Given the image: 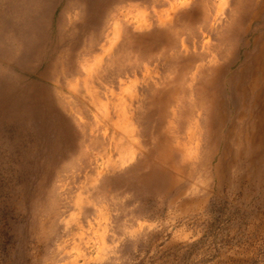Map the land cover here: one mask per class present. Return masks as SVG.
<instances>
[{
  "label": "rangeland",
  "instance_id": "obj_1",
  "mask_svg": "<svg viewBox=\"0 0 264 264\" xmlns=\"http://www.w3.org/2000/svg\"><path fill=\"white\" fill-rule=\"evenodd\" d=\"M236 2L0 0V264H264V127L224 140L264 0ZM212 77L196 154L166 94Z\"/></svg>",
  "mask_w": 264,
  "mask_h": 264
},
{
  "label": "bare ground",
  "instance_id": "obj_2",
  "mask_svg": "<svg viewBox=\"0 0 264 264\" xmlns=\"http://www.w3.org/2000/svg\"><path fill=\"white\" fill-rule=\"evenodd\" d=\"M260 1L261 0H259V3H260ZM244 3H245L246 9L251 8L252 0H237L236 6H238V7L240 5L244 6ZM239 16H240V14H239ZM261 19L264 22V15L261 18V14H259L258 12L255 14L251 13V17H250L251 22H254L255 20H261ZM243 22H245V21H243ZM263 27H264V25H263ZM239 32L240 31L233 33L235 35V40H236L237 36H239L238 35ZM244 33L245 34L248 33L247 27H245L243 29V34ZM246 55H247L246 56V62L244 64L243 68L240 71L236 72L234 75H232L230 77V79L228 80L229 85L231 86V89L234 91V93L236 92V89L239 86L241 87L240 88L241 92H239V95H238L240 97L238 98V101H237L238 107H237L236 114H235V117L233 120V124L230 125L231 126L230 129H229L228 133L225 135L224 140L226 141V145L230 141H233V140L237 143H240V144L242 142H244V144H246V145L252 144L253 141H255V139H256L255 132L257 133V135H259L261 129L264 127V102H263L264 101V36L255 41L253 50L249 54H246ZM201 70H202V68L199 69L198 74H199V72H201ZM209 71H210V73L213 74V73L217 72V69L213 68V69H210ZM218 71H220V70H218ZM216 79L217 78L212 77L211 80L206 84V86L203 84V82L201 80H199V87H197L198 88L197 91L193 90L194 89L193 86H192L193 91L191 90L190 93H188L187 86L184 88L172 87L170 91L168 89V92L166 94L167 99L171 103L180 105L178 113H177V111H172L170 114V116L172 115V117H173V119H171L173 121H170L169 130L171 131V134H172V132H175L176 130H177V132L178 131L186 132L188 134L187 135V141H189L192 144V146L194 145V148L196 149V154H198L199 152L201 153V151L203 149V145H204L203 143L205 141V139L203 137V135H204V129H203L204 124L203 123L206 121L207 124H210V122L212 121V118H214L215 120L220 118L221 119V120H219L220 121L219 124H220L222 121V118H224L225 114H226L225 112L221 111V109L223 108V105H225L226 103L224 102L225 99L223 98V95H222L221 84H220L221 88H218V86H219L218 82H219L220 77L218 78V80H216ZM205 88L207 89V91L210 92L209 93L210 95H208L205 92H202V90ZM237 91H239V90H237ZM236 98H237V96H236ZM259 104H261L259 107L260 112L256 111V109H255ZM235 105H237V104H235ZM215 107H219L220 112L219 111H217V112H219L220 115H217L215 113V110H214ZM167 111H169V110L167 109ZM180 113H181V115H183V118L180 117L181 119H178V116L180 115ZM167 116H165V117H167ZM203 119L205 120L204 122H203ZM178 121H179V123L176 124V122H178ZM219 127H221V126H219ZM209 131H211V130H209ZM245 131H246V134L248 132L252 131L251 137H250V135H247V136H246V134L244 135ZM214 132L215 133L210 135V138H209V142H211L212 144L210 145V148L208 149V152H210V153H207V158H209L211 156V153L213 151L212 150L213 149L212 148L213 143L215 144L217 142V140L220 139V137L218 135L220 133V130H218V128H217V130ZM226 145H224V146H226ZM250 147L253 148L255 146H250ZM246 148H247V146H244L245 150H246ZM236 149H238V148H236ZM251 150L252 149H250V151ZM225 152H226V150H225ZM162 157H163V155H162ZM182 162H184V160H182ZM244 162H245V160H244ZM218 168H219V166H218ZM158 169H160V168H158ZM156 174H159V173H156ZM151 176H152V174H151Z\"/></svg>",
  "mask_w": 264,
  "mask_h": 264
}]
</instances>
